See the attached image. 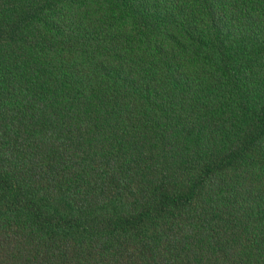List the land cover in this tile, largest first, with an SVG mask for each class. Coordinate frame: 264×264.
Here are the masks:
<instances>
[{"label": "trees", "instance_id": "1", "mask_svg": "<svg viewBox=\"0 0 264 264\" xmlns=\"http://www.w3.org/2000/svg\"><path fill=\"white\" fill-rule=\"evenodd\" d=\"M0 264H264V0H0Z\"/></svg>", "mask_w": 264, "mask_h": 264}]
</instances>
